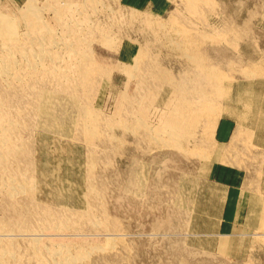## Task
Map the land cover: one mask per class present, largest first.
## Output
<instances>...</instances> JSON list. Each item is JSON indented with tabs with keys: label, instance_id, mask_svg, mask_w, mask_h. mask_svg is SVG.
Wrapping results in <instances>:
<instances>
[{
	"label": "rangeland",
	"instance_id": "obj_1",
	"mask_svg": "<svg viewBox=\"0 0 264 264\" xmlns=\"http://www.w3.org/2000/svg\"><path fill=\"white\" fill-rule=\"evenodd\" d=\"M27 1L0 0V13L2 12V14H6L16 20L18 34H22L25 31L24 22L19 13H21ZM38 1H47V5H49L51 4L50 1L53 0ZM58 1L62 4V9L65 12L67 11L66 13L63 12V17L64 15L67 17L65 21L69 19L70 22L64 21L63 23V21H58L59 17L55 16L50 6H47V9L43 11V15L50 24V27L56 31L59 39L62 36L64 37L65 34L67 37L69 36V30H67L66 25L62 26L66 29L60 26V30L59 25H62L61 22L63 24H72L79 21V25H84L80 27L83 29L82 27L86 28L85 26L89 23L90 25H96V21L94 20L96 23L94 24V22L92 23V19L100 16L101 21L105 25L115 23V19L119 18L118 20H120V22L117 20L115 25L114 23L112 24L114 28L108 25L110 32H115L113 33L114 35L110 33L111 37L109 36V38L93 39L90 45L91 55L102 64H108L110 67L109 73L105 74V72V75L102 74L101 80L98 82L100 84L94 88L96 90L93 91L95 92L93 93V95L95 94L93 104L96 110H99L106 116H110L109 119L112 117V120L110 119L113 121L112 127L110 126V130H112L107 129L108 135H106V132H103L98 137L99 139L96 137L93 142H88L79 134H75L73 126L66 128L67 132L61 134L53 130L37 127L35 124L29 127L31 129L29 132L28 126L25 124L26 126L22 129V138L24 139L27 135V138L30 137L28 144L32 149V151L30 150L31 154H27L26 150H21L16 158H12L17 159L18 156L26 152L19 160L17 159L21 163L18 162V165L15 160L12 161H15L14 164L18 165L17 168L20 171L22 170L23 174L26 172V175L22 174L25 182L31 176L30 180L33 181V184L29 185V187L35 185L33 186V188L35 187V194L30 190L29 195L32 197L35 195L34 199H41L40 201L47 202L46 204L50 203V206L53 207H50L54 210L53 212H57L60 208L58 206L61 204L62 206L72 207V209L77 211L80 210L79 212H86L88 210V212H91L89 213L90 217L94 215L96 216L95 218H98L102 222L96 224L97 226L89 222V225L87 224L89 219H86L84 223H79L80 226L77 225L78 227H75V230L72 231L73 229L71 228H62L60 221L59 225L58 215H54V223L49 221L50 215H48L47 218L43 217L44 220L39 218L44 223L35 219L34 224L36 221L40 222L39 225L37 224L38 222L36 223L40 226L39 228L32 224L34 219L31 218L32 222H30L34 228V231H31L33 228L30 222L27 224V219L22 217L26 215V213L23 214V209L26 212V200L23 198L22 200L25 202L21 200L23 204L26 203L25 206L22 203H18V209V205L15 208L12 206L10 209L9 206L13 204L7 203L9 206L6 204L3 200V191L1 190L0 218L3 219L0 220V224L5 221L7 223L6 226L9 224L17 225L15 228L9 225L11 227L10 233L14 232L17 235L24 234V232H26L25 234L36 232L37 235L33 234L32 237H41L39 241L42 240V244H40L44 247L55 246V244L62 247L67 243L66 246L69 244L71 248L73 247L72 250L75 251V248L77 249L78 247L79 249L80 246L83 249L86 248L83 247L85 245L88 249H91L93 246L94 250H89V252L93 250L94 253L90 252L92 254L89 259L90 264H264V212L261 211L260 204V200L264 199V62L262 60L259 62L262 55L264 57V0H194L197 2L194 4V1L191 4L192 0H117V3L114 0H109L111 3L105 0V2L108 1L110 3L109 5L112 9L114 7L116 10H113L115 13L111 12L110 18L113 14V17H115V19L111 18L112 21L110 18H107L108 16H104L103 13H95L93 7H99L100 3H82L81 0H76L80 2L75 3L76 6L80 4L83 7H76L74 4V6H71L72 8L70 7L72 10L69 7H66L65 10V1ZM119 6L125 8L126 12H130V10L131 12L135 11L134 13L138 14L136 16L137 19L134 18L136 21L132 19L134 20L133 22L123 21L121 23L120 15L124 9ZM74 7L77 9L75 10ZM88 7H92V9H88ZM130 7L133 9H130ZM79 9L82 10L80 11ZM120 9H122V12H120ZM86 11L87 13H85ZM79 12H83V15ZM105 12L107 13L108 11ZM72 13H75V16ZM117 13L118 15L120 14L119 17ZM77 14L79 15L77 16ZM92 14L95 15L93 16ZM71 15L74 18L70 19ZM102 15L105 18H102ZM122 15V18H124V14ZM76 17L77 20H75ZM96 20L98 21V19ZM128 23L131 24L129 25ZM118 25L120 27L124 26L123 29ZM116 28L120 29L119 32L121 34L116 32L118 30ZM74 30L77 31L79 29ZM61 33L62 35H60ZM125 33H127V36H124ZM192 39H197L194 45L200 50H198L199 52L196 55H201L204 58L203 60L209 58L208 64L218 60V62H213L218 63L215 66L218 71L224 68L221 71L226 74L222 75L221 81L218 80L219 83L221 82L218 86L220 89L222 88V94L217 97V93H213L211 90L213 85L205 83L206 87L204 85L202 88L199 82L196 81V77L193 78L191 77L192 75H187V80L191 77L189 79L191 81L188 83L186 78L183 79L186 81L181 82L183 83L181 84L183 89H180V84L179 88L172 86L173 83L169 82V80L164 81L165 83L159 81L157 82L158 87L154 88V91H151L152 99L144 106H141L143 100L139 101L140 104H137L138 106H136L137 109L135 111L139 110V113L136 112L135 114L134 112L135 115L132 113L133 116L131 117L130 115H119V109H123L122 106H125L128 98L135 94L133 91L136 90L135 84L138 81L136 78L141 77V75L137 74L138 77L129 76L122 71L120 72V70L116 71L114 65L121 61L122 63L129 62L131 56L137 50L135 41L143 42L148 40V48L145 47L146 49L144 48L143 50L142 48L140 50L142 54L144 53L142 57L147 53L151 55L158 54V58L165 60L166 63L168 62L166 65L165 61L161 60L162 63H165L163 65L170 66V70H172L169 72H172V75H176L180 70L179 68L187 64L183 63L184 59L181 51L177 50V45L181 44L183 46L186 43H190ZM2 41L3 39L0 37V47ZM217 48L220 49L219 52L221 51L220 55ZM148 49L149 52H147ZM249 49L252 52H249ZM201 50L204 52H202L203 54H200ZM223 51L225 53H232L231 55H234L233 59L230 54H225ZM259 51H262L263 54ZM222 52L227 57V61L224 59L225 62L229 60V63L226 64L223 62L224 60H220L224 56ZM221 53L223 56H221ZM167 54L169 55L167 56ZM238 54L241 56L239 57ZM242 55H245L244 59ZM215 56H217V59ZM236 56L239 59L237 58L236 60ZM263 57L261 59H264ZM248 59L252 60L250 64H248ZM234 60L236 62L239 61L238 64L236 63L237 66ZM219 61L223 63H219ZM205 62L207 63V61ZM180 64L182 65L180 66ZM253 64L255 66H251ZM234 65L235 67H233ZM226 66L232 69L229 70ZM244 66L247 68L241 70ZM233 68H235L234 71L237 68L239 70H236L237 72L246 71L249 73L246 75V73L240 72L239 75L236 71H233ZM226 69H228L227 72ZM231 71L232 73L234 72V75ZM228 74L232 76H227ZM170 75H167V79H169ZM175 83L173 85L178 84V82L177 84ZM189 84L193 87L195 84L196 87L199 85L197 89H195L196 87L193 89L191 86L192 92L197 90V95H201L199 91H207L208 89L206 88H210V93L208 91L204 96H200V98L199 95H195V92L191 94ZM186 85H189V88ZM174 87L178 88H176L177 91ZM184 88H186V91ZM182 90L185 93L190 90V94L196 97H191V100L196 99L194 101L198 102L203 100L202 103L211 104L213 110H208V113L203 110L201 115L197 114L200 117H192L193 120H190L186 124L187 126L184 125L185 129L184 127L181 129L183 134L180 131L177 141L173 139V142L171 138L170 140L166 139V141L168 140L167 142H163L159 139L162 135L158 136L159 134L155 132L159 129V131L161 129L164 130L161 127L164 125V117L157 113L163 110H161V107L166 106V109H169L171 107L170 103H177V100L174 101L173 99L175 97L177 99V96L183 93ZM138 91L136 90L137 94L135 96L140 98L143 92L139 93ZM223 92L226 94H223ZM127 104L126 107H128ZM140 109L145 110L141 112ZM142 113H145V115ZM136 115H138V118H135L137 117ZM128 116L130 117L128 120L131 118H133L131 121L136 120V123L130 121L132 124L128 120L126 121L130 124V127L128 126L129 130H121L120 127L115 125L117 121L122 122ZM141 122L145 125L147 124V133L148 131L149 133H153V136L152 134L150 135L151 138H148L150 136L147 137V133L145 134L146 136L144 135L145 132L143 133L142 131L143 127L142 129L139 128ZM196 122L197 124H195ZM134 123L135 125L139 123V126L133 131L131 125H134ZM137 129L141 130L137 131ZM155 134L159 138H156ZM162 134L164 136V133ZM153 137L157 140L152 139ZM178 141L181 143L179 144ZM165 143H176L177 146L173 147L169 144V146H165ZM28 158L31 162H28ZM11 163L9 165L15 168L16 165ZM246 164L250 165V167L247 166L245 168ZM9 165L6 169L10 168ZM33 166L35 168V170L32 168L35 173L34 176L31 173L33 172L31 171V167ZM17 168H12V171H18L15 173L10 171L11 168L6 171H10V176H13L14 173L15 176L13 177H16V173H19V169ZM9 175L8 173L3 176L1 174L0 182L2 180L5 181L7 179L6 176ZM46 182L48 185L45 184ZM33 188L31 189L34 190ZM89 199L91 201L88 203L89 206H87L86 201L89 202ZM91 203L96 205L92 206ZM54 205L57 209L54 208ZM20 207L22 208L21 211ZM31 209H33L34 213H32L34 215V207ZM53 212L51 218L53 214H56ZM18 215L21 220L16 217ZM56 217L57 219H55ZM16 219L21 224H25L26 222L27 227L21 228L22 225ZM45 219H48V221H45ZM44 224L47 225L45 226ZM49 224L51 228L47 227ZM52 224H57L60 227L56 228ZM19 225H21L20 230L18 229V232L21 231L20 234L17 232ZM104 225H108L109 228L116 225L119 232L117 230L115 232L120 234L122 232L121 235L118 234L121 238L120 241H117L118 245L116 244L114 247V255L112 254V250L108 251V248L111 247L110 244L113 246V243H109L106 238L108 230L106 231V229L102 228ZM37 228L39 229L38 231ZM15 229L16 231L12 232ZM26 229L31 232H28ZM39 231H42L41 234H39ZM1 232H4V230H1ZM16 240L18 241L19 239ZM18 244L20 245V241H18ZM96 246L98 248H95ZM35 262L29 261L27 263L37 264Z\"/></svg>",
	"mask_w": 264,
	"mask_h": 264
},
{
	"label": "bare ground",
	"instance_id": "obj_2",
	"mask_svg": "<svg viewBox=\"0 0 264 264\" xmlns=\"http://www.w3.org/2000/svg\"><path fill=\"white\" fill-rule=\"evenodd\" d=\"M62 1H65V4H66V6H64L65 10H66V7L70 8L71 6H74L75 3H80V2H77L76 0H74V1L73 0H62ZM108 1L105 2V0H103V1L102 0H81L82 3H86V2H90V3H93V4H99L100 3L99 7H97V8L93 7V9L95 10V13H97V14L98 13H100V14L103 13L104 16H108L107 18H110L111 12L115 13L116 10L114 9V7H113V9L110 7L109 4L111 2L109 1L110 3H108ZM114 1L116 2L117 0H114ZM188 1H190V0H188ZM193 1L194 0L191 1V4H192ZM195 1L193 2V4L197 3ZM50 3L51 4L47 5V1H45V2L42 1L41 2V1H38V0H28L25 3V6L23 7L21 13H19V15L21 16V19L24 22V26H25V29H24L25 31L22 34H18V31H17L18 25H17V22H16L15 19L9 17L6 14H2V12L0 13V37L3 39L2 43H1V47H0V50H1V54H0V175L2 174V176L5 175V174L7 175V173L9 175L10 171L14 172V170L12 171V168L13 169L17 168V166L19 165L18 164V162H19L18 160L26 152L23 155L18 156V158H17L18 160L17 159H12V158H16V156L19 155L21 150H26L27 154L28 153L31 154L30 150L32 151V149L29 147V144H28L29 141H30V140L28 141V139H30V137L27 138L28 135L24 132L27 136H25L26 139L22 138V136H23L22 135V131H23L22 129H24V127L26 125L28 126V128L27 127L26 128L29 130V132L31 130V129H29V127H32L35 124V126L37 125V127H41L43 129L53 130V131L61 133V134L67 132L66 128H70V127L73 126L75 134H79L81 137L85 138L88 142H93L96 139V137L97 138L100 137V134H103V132H106V135H108L107 134L108 130H110V128L112 127L111 125L113 124V121H111L112 117L110 118L111 119L110 120L109 119L110 116H106L105 114H103L99 110H96L95 107H94V104H93L94 95H95V94L93 95V93H95L93 91L96 90L94 88L98 84H100L98 82H99V80H101L100 79V77H102L101 75L102 74L105 75V74H107L108 71H110V69H109L110 67L108 66V64H102L98 59H96L94 56L91 55V50H90L91 47H90V45H91V41L93 39H106V38H109V36L111 37L110 33H112V32H110L109 26H111V28H114V27H112V24L114 22L113 23L111 22L112 23V24L110 23L111 25L108 24L109 26L105 25L104 22L101 21L102 19H100L101 16L97 17L98 16L97 15L96 16L97 18L92 19V23L94 22V24H96V23L97 24L96 25H90V23H89L88 25L85 26L86 28L82 27L83 29H81L80 27L84 26V25H79L80 24L79 21L78 22L76 21L77 23L76 22L72 23V20H71L72 24H66V23L63 24L64 21H65V18H67V17H65V15L63 17V14H64L63 12H65V11L62 9L63 8L62 4H60L58 0L50 1ZM65 4L63 3V5H65ZM85 5H87V4H85ZM88 5H89V3H88ZM118 5H119V2H118ZM118 5H117V7H118ZM47 6L51 7L50 9L54 11L55 16L57 18L59 17L58 21H63V23L61 22L62 25H59V28H60V26L62 27L63 25H66V28H68L67 30H69V34H68L69 36L68 37L65 34L64 37L62 36V38L60 37V39H59V37H57L56 31L50 27V24L47 22V19L43 15V11L45 9H47ZM75 6H76V4H75ZM79 6H82V5L79 4L76 7H79ZM92 6H94V5H92ZM188 6H187V8H188ZM125 7H128V6H125ZM90 8L92 9V7H88V9H90ZM120 8H122V7H120ZM74 9L76 10L77 8L74 7ZM84 9H83V12H84ZM122 9H124L125 12L123 11V13H121V15L119 14L121 16L120 17L121 18V23L123 21H125V22H127V21L131 22L132 21L133 22L135 20L134 18H136V16L138 15V14L136 15L134 13L135 11L131 12L130 9H133L131 7H130V9H128V10H130V12L129 11L126 12L125 8H122ZM122 9H120V12H122ZM79 10L81 11L82 9H79ZM113 10H115V11H113ZM87 11L85 13H87ZM105 11H108V12L106 13ZM69 12H70V10H69ZM83 12L82 13L79 12V13H81L83 15ZM120 12H118V13H120ZM77 13H78V10H77ZM118 13H117V15H118ZM125 13H127V14L125 15ZM74 14L75 13H72V15H74ZM122 14H124V18H122V16H123ZM78 15L79 14H77V16ZM119 15H118V17H119ZM192 15H194V14H192ZM74 16H72L70 19L74 18ZM104 16L102 18H105ZM113 16H114V14L112 15V17ZM81 18H82V16H81ZM96 19H98V21ZM112 19H115V17H113ZM112 19H111V21H112ZM132 19H134V20H132ZM143 19H145V18H143ZM75 20H77V17L75 18ZM94 20L96 21V23H95ZM117 20L115 19L116 22H117ZM58 21H56V22L58 23ZM68 21H69V19H68ZM68 21L66 20L65 22H68ZM118 21L120 22V20H118ZM115 23H114V25H115ZM128 24L130 25L131 23H128ZM118 26L120 27V25H118ZM118 26H116V27H118ZM123 27L121 26L120 28L123 29ZM74 29H76V30L77 29H79V30L81 29L80 30L81 32L79 30L75 31ZM116 29H118L116 32L120 31L119 28H116ZM60 30H61V28H60ZM67 30H65V31H67ZM130 30H132V29H130ZM76 32H77V34H75ZM134 32H135V30H134ZM66 33H68V32H66ZM113 33H115V32H113ZM126 34L127 33H125L124 36ZM60 35H62V33ZM168 36H169V34H168ZM148 37H150V36H148ZM127 38H129V37H127ZM253 38H255V37H253ZM144 39H146V38H144ZM196 40L192 39L190 41V43H186L183 46H181V44L177 45V50L181 51V55L183 56V59H184V61L182 60L183 63L185 62L187 64H185V63H184L185 65H182L183 63L180 64V66L182 65V68H179L180 69L179 71L176 70V71H178V73L176 72L177 73L176 75H172V72L171 73L169 72L172 69L170 70L171 67L170 66H166L168 62L166 63L165 60H163L161 58H158V56H159L158 54L157 55L156 54L155 55H153V54L151 55V54L147 53V52H149V49L146 52L147 54L144 55V57H142L144 53L142 54V51L140 52V50H142V48L144 50V48L148 46V44H147L148 40H145L143 42L135 41L137 50L133 54V56H131L129 62H127V63H124V62L122 63V61L119 62V63L117 62V64L115 63L114 68H116V71L120 70V72L122 71V72L126 73L129 76H137V74H140L141 77H138V76H137L138 78L135 77L138 80L137 83L135 84L136 85L135 89L139 90L138 91L139 93L143 92V95H140V98H137L135 96V94H137L136 90L133 91V93H135V94L132 95L130 98H128V100L126 101L128 103V104L126 103L128 107H126V104H125V106L124 105L122 106L123 109H119L118 108L119 109V113H120L119 115H121V114L122 115H126V116L130 115V117H131V116L135 115L136 112L139 113V110L135 111V109H137L136 106H138L137 104H140V102L143 100L141 106H144V105H146V103H148L152 99L151 91L154 88L158 87V83L157 82L163 81L162 83H165L167 80H169V82L174 84L176 82V80H177L178 84L176 82L175 84H177V85H173L172 84V86H177L179 88V84L180 85L183 84L181 82L184 81L183 79H185V78L187 80V77L189 75H192L191 77H193V78L196 77L195 79H196V81L199 82V85H201L200 87L204 86L205 83L207 85L211 84V85H213V88L211 89L212 92L213 93L214 92L217 93L216 94L217 97L219 95H221L222 94V90H221L222 88L220 89V87L218 86V85L221 84V82L219 83L218 80H220L221 77H223L222 75L226 74V73L224 74L221 71V70H224V68L220 69V67L218 66L219 69H220V71H218V70H216L217 67L215 68V66L218 65V63H213V62H216V61L218 62V60L212 61L211 62L212 65H211V64H208L209 63L208 62L209 58L208 59L205 58V60H203L204 58L201 57V55L200 56L196 55L200 51L196 47V45H194ZM248 48H249V46H248ZM217 49H218L217 51H218V53L220 55L221 51L219 52L220 49L219 48H217ZM170 50L172 51V49H170ZM167 51H168V49H167ZM178 51H176V52H178ZM250 51L251 50L249 49V52ZM202 52L203 51L201 50L200 54L204 53V52L203 53ZM215 52H216V49H215ZM222 53H221V56H223V54L225 52L223 54ZM226 53H228V52H226ZM260 53H262V51ZM169 54H167V56ZM225 54H224L223 57H221L223 59H220V60L226 59V61H227V57L225 56ZM228 54H230V53H228ZM254 54H255V52H254ZM256 54H258V53H256ZM245 55H242V56H244L243 59L245 58ZM237 56L235 57L236 60H237V58L239 59V57L241 55H239V57H237ZM216 57L217 56H215V58ZM231 57L233 59L234 55H231ZM258 57H260V56H258ZM262 57H263V55H262ZM165 58H167V57H165ZM210 58L212 59V57H210ZM215 58H213V59L215 60ZM261 58L259 59V62L261 60H262V62H264L263 61L264 59H261ZM161 60H163V62L165 61V63H166L165 66L163 65L165 63H162ZM188 60H189V62H188ZM205 61H207V63ZM240 61H242V60H240ZM251 61L249 60L248 64H250ZM223 62H225V60ZM223 62L219 61V63H223ZM238 62L235 61V65H236V63L238 64ZM259 62H257V64H259ZM225 63L226 64L229 63V60H228V62H225ZM230 64H232V63H230ZM235 65L233 67H235ZM251 66H255V65L253 64ZM227 68L229 69L230 67H227ZM245 68H247V67L244 66V68H241V70H245ZM228 69H226V72H227ZM231 69H229V70H231ZM234 69L235 68H233V71H234ZM236 70H238V69L236 68ZM174 72H175V70H174ZM234 72L232 73V71H231V73L233 75H234ZM240 72H237V73L239 74ZM242 72L246 73V75L249 73V72H246V71H242ZM164 74H166L165 75L166 78H165ZM168 74H171L169 76V79H167V77H168L167 75ZM230 74H228L227 76H232ZM242 75H244V74H242ZM256 77H255V79H256ZM127 78H128V76H127ZM227 78H230V77H227ZM189 79L187 80L188 83L191 81V80L189 81ZM184 82H186V81H184ZM194 83H196V82H194ZM159 84H161V83H159ZM189 85H190V90H191L192 89L191 88L192 85L191 84H189ZM188 86L186 85L187 88H189ZM198 86L196 87V84H195L194 85V87H196L195 89H197ZM180 87H181L180 89H183L182 85ZM194 87H193V89H194ZM205 87H206V85H205ZM221 87H223V86H221ZM176 88H175V90H176ZM206 89H208V90L207 91L206 90H202V92L199 91V93L201 94V95L198 94L199 97L200 96H204L208 91L210 93V90H209L210 88H206ZM184 90L186 91V88H184ZM190 90H188L187 93H185V91L182 90L183 93H180L177 96V99L174 96L175 99H173V98L172 99L174 101L177 100V103L176 102H175V104L170 103L171 107H169V109H166L167 108L166 106L165 107L164 106L161 107V110L162 109L163 110L162 111L160 110L161 112H159L157 114L162 116V117H164V125L161 126V127L164 128V130L161 129V131H159L160 130L159 129V130H157L155 132L154 131L155 128H154L153 131L155 133H158L159 134L158 136L162 135L159 138L155 134L154 136L156 138H159L163 142L166 141V139L170 140L171 138H172V141H173V139H174V141H177V136L179 135L181 129L184 127V125L188 124L190 120H193L192 117L195 116L197 118V116H198L197 114L201 115L203 113V110H205L206 113H208L207 112L208 110H211V111L213 110V106L211 104H209V103L208 104L205 103V102L202 103L203 100L201 102L194 101L196 99H194V100L192 99L191 100V97L192 98H196L194 96L197 95L198 92L196 93L197 90H194V92L196 94L192 96L191 94H194V92H192V90L191 91ZM155 91H156V89H155ZM189 91L192 92V93L190 94ZM189 94L191 95L190 98H189ZM223 94H226V93L223 92ZM123 98H125V97H123ZM122 103H124V102H122ZM215 106H216V104H215ZM122 107L120 106V108H122ZM124 107H126V108H124ZM159 108H160V106H159ZM145 109H143V110H145ZM143 110L140 109L141 112H144ZM134 112H135V114H134ZM132 113H133V115H132ZM142 114L145 115V113H142ZM23 115H24V117H23ZM136 116L137 117H135V116L134 117L138 118V115H136ZM130 117L128 116V118H126V120L125 119L122 120V122L121 121H117L115 123V125L120 127L121 130L122 129L123 130H126V129L129 130V127H130L129 125L132 124L131 122H135L136 123V120L135 121H131V120H133V118L128 120ZM198 117H200V116H198ZM154 119H156V118H154ZM127 120H128V122L130 124H128L126 122ZM162 121H163V119H162ZM147 122H148V120H147ZM135 123H134V125H131V129L133 131H134V129L136 130V128H138V126H139L138 125L139 123H137L136 125H135ZM195 124H197V122ZM146 126H147V124L145 125V124H143V122H141L140 126H139V128H141V129L143 127L142 131H143V133L145 132L144 135L147 133V130H148V129H146ZM149 127H150V124H149ZM113 128H116V127H113ZM141 129H137V131L141 130ZM184 129H185V127H184ZM186 131H187V129H186ZM148 133H149V131H148ZM148 133L146 134L147 137L150 136L151 134L153 136V133H151V132L149 134ZM162 133H164V136H163ZM181 133H182V131H181ZM247 133H248V131H247ZM193 134H194V132H193ZM155 137H153L152 139H156ZM104 138H106V136H104ZM148 138H151V136L148 137ZM112 139H113V137H112ZM114 139H115V137H114ZM180 141H178L179 144L182 142V141L181 142ZM168 144L172 145L173 147L177 146L176 143H165V146H169ZM181 146H182V144H181ZM181 146H179V147L182 148ZM249 148H250V146H249ZM28 157L30 158V156H28ZM26 158H27V156H26ZM12 160H15L18 165L14 164L15 161H12ZM29 161H30V159L28 160V162ZM248 161H250V160H248ZM8 162L9 163L12 162L11 164L16 165L15 168L11 167L12 165H9ZM7 163L9 165V167L11 168V169L9 168L10 169L9 172H7L9 169H6L8 167ZM19 163H21V162H19ZM247 166L250 167V165L246 164L245 168H247ZM32 168L35 170V168L33 166V167H31V171H33ZM17 169H19V168H17ZM31 171L29 170V172H31ZM15 172H18V171H15ZM14 173H13V176H15ZM31 173L34 176V174H35L34 171L31 172ZM22 174H23V171L22 170L20 171V169H19V173L18 174L16 173V177H13L12 175L11 176L10 175L6 176L7 179L5 178L6 179V180L4 179L5 181L2 180L0 182L1 183L0 184V188H1L0 191L1 190L3 191V194H2V191H1V194L4 197L2 195L1 196L3 197V200L6 202V204L7 203H9L10 205L13 204L11 206H9L7 204L10 207V209H11L12 206H14L13 208H15L18 205V203L19 204L20 203L23 204V202H25V201H23L22 198L26 200L27 204L26 203L25 204L27 205V207L25 206V204H23L25 206L26 212L24 211V209H23L24 213L22 212L23 214L26 213V215H23L22 217H25L24 219H27V221H26L27 224H29L30 221L32 222V219H34L32 224L34 226L35 225L38 226L40 224L41 220H44L45 217L47 218L48 215H50L49 216L50 219L48 218L49 221H51L53 223L55 221L54 220V215L55 216L58 215L57 216L59 218L58 222L59 221L61 222V225H60V222H59V225L62 228H66V229L71 228V229H73L72 231L75 230L74 229L75 227H78L77 225L80 226L79 223H84L86 221V219H89L87 221L88 223L86 222L87 224H89V222H90L91 224H95L96 225V224H99V223L102 222L98 218H95L96 216H94V215H92L90 217L89 213H91V212H88V210L86 212L85 211L79 212L80 210L77 211V210L72 209V207L64 206V205L62 206L61 204H60L61 206L58 204L59 205L58 207H60V208L57 210V212H53L54 210H52L53 207L50 206V203L46 204L47 202L44 203V202L40 201L41 199L40 200L34 199L33 197H35V195L32 194L33 197L31 195H29L30 194V190H31V192L35 191V189H34L35 187L33 188V186H35V185L29 187V185L33 184L32 183L33 181L30 180L31 176L28 177V179L26 178L27 179V181H26L27 183H26L24 181V177H23V175H26V172H25V174H23V175ZM29 182H31V183H29ZM45 184L48 185L47 182ZM31 188H33L34 190H32ZM34 194H35V192H34ZM18 197H19L20 201L22 200L23 202L22 201L21 202L18 201L19 200ZM90 201H91L90 199H89V202L86 201V204L90 203ZM14 204H16V205H14ZM91 204H92V206L96 205V204L93 205V203H91ZM260 204H261V211L264 212V199L260 200ZM7 205H6V207H7ZM29 205H30V207H29ZM87 206H89V204ZM32 207H34V211H35L34 215H33L34 212L32 211L33 209L30 210V208H32ZM50 207H52V208H50ZM18 208H19V205L17 206V209ZM54 208L57 209V207H55V205H54ZM17 209H16V211H17ZM21 209L22 208L20 207V211H21ZM88 209H89V207H88ZM17 212H19V210ZM52 212L56 213V214H53V216L51 218ZM18 214L20 215V213H18ZM19 215L16 216V217H18V219L21 220ZM263 215H264V213H263ZM7 217H9V216H7ZM12 217H13V215H12ZM12 217H10V218H12ZM57 217L55 219H57ZM39 218L41 220H39ZM2 219L3 218H0V220H2ZM28 219H30V220H28ZM35 219L40 221V222L36 221V223L38 222L37 223L38 225L36 223L34 224ZM48 219H45V221L46 220L48 221ZM263 221H264V219H263ZM26 222H25V224H21V222H19L22 226L19 225V227H17V232H18V229L20 230V226H21V228L23 227V229L25 227H27L26 226ZM31 222H30V225H31ZM3 223L0 224V232H1V230H4V232L0 233V264H29V263H27L29 261L30 262L36 261L35 263H37V264H90L89 263V259H90L91 255H92L90 252L93 253V250H94L93 246L91 247V249H93V250L90 251V252H89V250H91V249H88L86 245L83 246V247H86L87 249L86 248L83 249V248H81V246L78 249V247L76 246L77 249L74 247L75 251L72 250L73 247L71 248V246L69 244H68V246H66L67 243L64 244V245L62 244L65 247H63V246L59 247L60 245L57 246V244H55V246L53 245V246H49V247H46V246L44 247V246H41V244H42L41 241L42 240L40 239L41 241H39V238H41V237H39V238H35L36 236L32 237L33 234L37 235L36 232H34V233L31 232V231H34V228H33L32 225L31 226H32L33 229L31 231L28 230L29 228L26 229V230H28V232L30 231L32 235L30 233L29 234L28 233L25 234L26 232H24V234L23 233L20 234V232H21L20 231V232H18V234L21 235L20 236V235H17V233L14 234L13 231H16V229L12 230L13 233H10V231H11L10 228L11 227L15 228L17 225H12V224L8 223L9 225H12L11 227L8 225L9 226L8 227V226H6V224H7L6 222L4 224ZM41 223H44V222H41ZM45 223H47V222H45ZM52 225H55L56 228L59 226V225L57 226V224H52ZM81 225H83V224H81ZM107 226L104 225L102 228L106 229V231L108 230V233L106 232V235H107L106 238L108 239L109 243H113V246L110 244L111 247L108 248V251L112 250V252H113L112 254L114 255L115 254L114 253L115 251H113L114 247H115L116 244L118 245L117 241H120L121 237H119V235H118L120 233H118L119 231H118V229H117L118 227H116V225L112 226L111 228H109V226L108 227ZM39 227L40 226H38V228ZM47 227L51 228L50 224ZM38 228H37V231L39 230ZM23 229H21V230L25 231ZM6 230H8V231H6ZM76 230H77V228H76ZM111 230H114V231H111ZM116 230L118 232H115ZM41 232L39 231V234H41ZM100 232H101V230H100ZM56 233H58V232H56ZM121 234H122V232H121ZM60 235H61V233H60ZM91 237H92V235H91ZM16 239H19L18 241H20V245L18 244V241ZM74 239H75V237H74ZM260 241H263V240H260ZM107 243H105V244H107ZM74 245H72V246H74ZM95 248H98V247L96 246ZM261 248H262V246H261ZM104 249H105V247H104ZM121 250H119V251H121ZM105 251H106V249H105ZM118 255H120V254H118ZM110 259H112V258H110ZM94 263H96V262H94Z\"/></svg>",
	"mask_w": 264,
	"mask_h": 264
}]
</instances>
